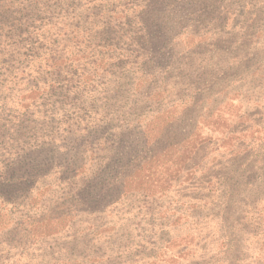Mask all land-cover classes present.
<instances>
[{
    "label": "rangeland",
    "instance_id": "1",
    "mask_svg": "<svg viewBox=\"0 0 264 264\" xmlns=\"http://www.w3.org/2000/svg\"><path fill=\"white\" fill-rule=\"evenodd\" d=\"M180 1L0 0V264H264V0ZM69 95L90 105L86 137L43 122ZM112 108L132 120L106 127L114 144L78 141L75 162L49 164L56 185L6 194L28 130L73 147L120 120ZM63 196L85 202L72 235L97 241L81 255L53 237L70 221L49 214Z\"/></svg>",
    "mask_w": 264,
    "mask_h": 264
},
{
    "label": "trees",
    "instance_id": "2",
    "mask_svg": "<svg viewBox=\"0 0 264 264\" xmlns=\"http://www.w3.org/2000/svg\"><path fill=\"white\" fill-rule=\"evenodd\" d=\"M192 2L193 0H181L180 2H177L176 5L191 4ZM119 3L123 5H127L128 3H130V0H119ZM141 22H142V19L138 18V23H141ZM135 46L137 50H140L141 54L139 55V58L141 59L142 63L144 62L147 64H151L154 62L153 57L158 56V54H155L151 51L153 49V46H155V42L153 40L147 41L144 37L138 38L136 39ZM149 48L151 49L149 50ZM144 49H148V50H144ZM155 65H157V60H155ZM68 86H71L70 83ZM48 89L51 92H54V93L56 92L54 87H51ZM46 90H42L40 88L39 90H37V92L44 93V91ZM40 91H43V92H40ZM68 92H69V89L63 88L61 90H58L57 94L65 97ZM49 95H51V93ZM68 98L71 99L72 101V103H68V104L73 105V106H70V108H68L69 112L63 110L60 112V114H58L59 116L57 118L53 119L52 117V119H49V120L46 119L43 122L44 124H47V125L52 122H56L58 126H61L63 124V125H68L67 127L73 126L75 128H78L81 124L80 129H82V134H80V136L86 137L89 131L87 128H91L88 125L89 121H95L91 118L89 114L90 105L87 103L78 102L70 95L68 96ZM62 103L67 107L68 104H66L65 102H62ZM52 110H54V108ZM65 112H68L67 115H65ZM111 114H112V118H117V117H122V118L116 121L111 120L110 123H104L103 125L104 127H100L90 137L80 140L78 136H75V135L72 136L74 137L73 138L74 140H72L73 147L70 144H68L70 145V147L65 148L67 150L64 149V147L66 146V144L64 143L62 144L57 143L53 146L52 144H48L46 141L36 142L38 140V136L43 133V130L41 129L28 130L29 133L27 136L30 139L34 140V142L30 146L22 147L20 149V152H18L16 156V158H19V159L16 161L15 164H14V161L16 158L11 160L10 164H8V170H10L9 168H12L13 170V171L11 170V174L13 175V178H12L13 181H11L12 180L11 179L9 183L11 182V184H14L15 186L11 188L10 191L7 192L6 194L15 195L18 192L17 190H19L21 191L22 195H26V196L28 194L32 195L33 192L40 190L39 184L43 180L44 181L47 180L51 185L53 184L56 185V183L53 182V180H56V181L62 180L61 173L58 172V174L54 176L55 172L53 171V168L49 169V164L53 163L54 160L57 162L58 160L62 161L63 159L66 160L67 162H71V163L75 162V160H77L76 153L78 152L76 151L77 149L75 147L78 141H80L82 145L86 146V149L82 150L81 152H87L88 147L89 146L91 147V145H98V146H103L102 148H107L109 144L110 145L114 144L117 137L108 134L106 127L108 126V128L112 130L111 132H113L116 130V128H127L125 124L128 122H131L132 120L130 119L131 115L118 114L117 110L113 108H112ZM84 115H85V118H83ZM65 116L67 118H65ZM35 126L38 127L36 123H35ZM12 127H16V126H12ZM23 129H24L23 125H22V128H20L19 130H17V128H13L14 135L10 136V138H12V140H14L15 142L19 144L25 143L26 140H22V138H20L21 132L23 131ZM80 129L78 130L79 132H80ZM63 130H67V129L65 128ZM91 139L94 141H90ZM9 143L10 142L6 144H9ZM46 148H52V151L55 150L56 155L48 153L46 150H43ZM16 166H19V168L22 170V173L18 177L17 184H16L17 177H15L17 176L15 174ZM75 173H76V176L78 177L77 172ZM72 178L76 179V177H72ZM21 179L23 180V186H21ZM50 184L49 186H51ZM117 185L118 183L101 184V186L104 187L108 192L114 187H116ZM82 186L83 185L78 186L77 189L82 188ZM77 189L76 191H78ZM1 198L5 199L3 197ZM39 201H40V198H39ZM84 204L85 202L78 200L76 198H69V197L63 196L61 200H58L57 202L54 203V206H60L61 208H53L52 212L49 213V214L54 213L56 217L58 218L63 215H66L67 217L70 218V221L68 222V224L60 225L58 227L53 237H56V238L60 237L61 239H63L64 241H62L63 242L62 248L65 249L66 251H70L72 255H75L77 252L81 255L83 253L84 248L88 249V246L90 245L93 246L97 242V241H94V239L85 237V234H83L84 232L82 231V229H80L81 231L79 230L76 232V234L72 235V232H73L72 224L74 220L73 218L78 217L80 215L78 210L80 208H83ZM76 207L78 208L76 209ZM43 219H44V216H35L34 223L42 221ZM8 221H11V219H9ZM228 249L229 247L226 248V252H224L223 254L225 255L228 254ZM90 252L92 253V250H90ZM257 255H258L257 262H259V260L264 262V252L263 253L259 252ZM226 260L227 258H225L224 261H221V263L225 264Z\"/></svg>",
    "mask_w": 264,
    "mask_h": 264
}]
</instances>
